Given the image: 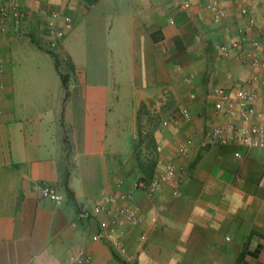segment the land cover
Returning a JSON list of instances; mask_svg holds the SVG:
<instances>
[{
    "label": "crops",
    "instance_id": "0c3cea01",
    "mask_svg": "<svg viewBox=\"0 0 264 264\" xmlns=\"http://www.w3.org/2000/svg\"><path fill=\"white\" fill-rule=\"evenodd\" d=\"M188 1L0 0L28 12L0 32V264H79L88 253L95 264H264V148L239 156L237 144L206 143L214 126L246 123L225 115L214 86L264 94L260 82L248 83L264 68L244 58L251 50L264 60V47H252L264 0H219L220 21L206 7L212 0ZM51 10L57 26L66 16L73 25L55 52L59 69L46 38ZM150 100L161 120L181 105L192 114L152 129L154 154L140 128ZM254 105L264 112L263 101ZM188 137L194 144L182 156ZM167 161L181 168L177 195L166 180L152 196L134 188ZM42 183L65 201L41 197ZM122 191L134 192L135 203L120 199L114 208L135 205L142 218L119 224L132 263L93 239L107 217L97 207Z\"/></svg>",
    "mask_w": 264,
    "mask_h": 264
},
{
    "label": "built area",
    "instance_id": "2783aa9c",
    "mask_svg": "<svg viewBox=\"0 0 264 264\" xmlns=\"http://www.w3.org/2000/svg\"><path fill=\"white\" fill-rule=\"evenodd\" d=\"M188 0H178V5L182 8L189 6ZM206 7L214 13L215 21H220L224 16V11L219 6V0H212L207 3ZM246 14L247 10L243 9ZM27 10L20 6H12L8 8L5 4L0 3V32L3 33L7 30L10 21H15L18 24L24 22L27 16ZM50 19L46 24V38L48 46L51 52H57L62 39L66 35V29L72 28V20L70 17H65V27L57 26V17L59 13L56 10L49 12ZM250 24L256 25L257 21L254 18H250ZM174 23V20H170ZM253 48L264 47V24L261 25L259 37L252 42ZM222 50L228 54L229 45H222ZM56 54V53H55ZM244 58H248L254 64L264 68V60L257 57L251 50L246 51ZM260 82L264 85V76L254 75L248 80V83ZM213 93L218 97V106H225V115L232 119L240 118L246 121L245 124H237L234 121L228 125L219 124L214 126L206 134V143H218L222 146L230 144H237L240 147L238 155L241 156L244 150L253 148H264V112L257 109L254 105L256 100L260 99L264 102V94L249 90L245 86H233L223 87L216 85L213 87ZM194 97V95H192ZM192 119V114L187 106L181 105L178 111L171 117L164 118L161 121V127H166L171 121L175 123L187 122ZM194 144V138L188 137L183 143L179 145L178 153L182 156H186L188 151ZM181 168L172 161H167L164 164V168L161 171H156L150 178H137L134 181V188L141 189L148 195L152 196L161 183L166 181L173 182L174 194L179 193V187L181 179L178 176V171ZM123 181H120L121 186ZM41 197L48 198L54 201L56 204L61 205L65 201V195L59 187L50 184H39L38 186ZM120 199L129 201V203H135L134 192L122 191L119 196L114 195L111 200L112 206H98L97 209L107 215L106 218L99 221V229L93 235L94 240L105 241L110 248L120 256H123L126 262H133V259L128 255V248L124 240V233L119 230V224L121 220H125L131 225H139L142 221L139 208L135 205H120L117 209L114 205L119 204ZM117 210V211H116ZM80 216L82 218L90 217L88 209L82 207L80 210ZM151 221L154 224H158L159 220L156 216L151 217ZM149 234L146 231H142L138 236V249L139 252L145 251V244L147 243ZM79 264H95L93 256L88 253L77 259Z\"/></svg>",
    "mask_w": 264,
    "mask_h": 264
},
{
    "label": "rangeland",
    "instance_id": "374dc122",
    "mask_svg": "<svg viewBox=\"0 0 264 264\" xmlns=\"http://www.w3.org/2000/svg\"><path fill=\"white\" fill-rule=\"evenodd\" d=\"M148 103L144 104L140 109V128L145 131V133H142L143 138L146 140L150 151L153 152L152 129L157 127L158 124L160 125L162 120L157 108L153 106L154 103L151 100Z\"/></svg>",
    "mask_w": 264,
    "mask_h": 264
},
{
    "label": "trees",
    "instance_id": "16d2710c",
    "mask_svg": "<svg viewBox=\"0 0 264 264\" xmlns=\"http://www.w3.org/2000/svg\"><path fill=\"white\" fill-rule=\"evenodd\" d=\"M50 53L54 57L55 62H56V66L59 69V60H58L56 54L54 52H50ZM60 74H61V77H62V81H63L64 87L67 88V77L63 73H60ZM152 153L154 154V151ZM142 178H148V177L142 176ZM69 195L70 196L72 195V192L71 191H69Z\"/></svg>",
    "mask_w": 264,
    "mask_h": 264
}]
</instances>
